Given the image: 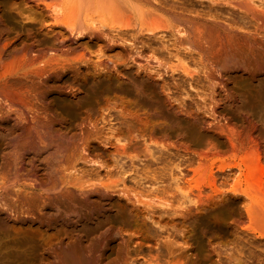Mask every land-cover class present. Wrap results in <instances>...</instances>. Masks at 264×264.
<instances>
[{
    "label": "rangeland",
    "instance_id": "374dc122",
    "mask_svg": "<svg viewBox=\"0 0 264 264\" xmlns=\"http://www.w3.org/2000/svg\"><path fill=\"white\" fill-rule=\"evenodd\" d=\"M147 2L163 26L99 29L131 55L115 69L134 68L148 79L88 61L38 77L23 65L22 50L0 59V85L7 80L12 92L7 99L0 88V213L33 219L0 217V264H264L263 220L241 228L233 210H200L193 202L208 183L248 190L258 182L250 174L260 160L253 143L210 158L197 151L208 140L221 147L205 134L216 123L233 134L253 127L264 139V80L252 78L264 75V21L250 10L252 0ZM0 21L8 33L0 46L34 31L24 15ZM54 71L57 78L41 81ZM217 90L225 98L215 103L221 115L212 107ZM18 109L27 127L12 125ZM89 145L105 151L87 153ZM98 183L107 204L96 195L83 200ZM69 188L87 194L73 198ZM186 211L183 224L162 221Z\"/></svg>",
    "mask_w": 264,
    "mask_h": 264
},
{
    "label": "bare ground",
    "instance_id": "6f19581e",
    "mask_svg": "<svg viewBox=\"0 0 264 264\" xmlns=\"http://www.w3.org/2000/svg\"><path fill=\"white\" fill-rule=\"evenodd\" d=\"M254 1L249 2L248 6L253 14L264 21V0H258L256 3ZM11 11H15V14ZM16 15L18 17L24 15L26 18H30L34 23V31L29 35L19 38L18 41L15 40L14 42L13 40L10 44L7 42L2 44L0 46V59L8 57L13 52L22 50L21 61H23V65L31 66L32 68L29 71L38 77L44 75L49 69L78 66L88 61L102 66V68H110L114 74L124 75L126 78H131L135 81L148 79L146 75L136 73L134 68H121L118 71L115 69L116 63L124 62L131 55L124 47L111 44L113 38H103L99 28L104 26L114 28L116 26L134 25L140 31L150 33L153 29L163 26L160 14L153 6L148 4L147 0H0V18L2 22L4 20L11 22L15 20ZM175 31L182 34V31L179 29H175ZM49 33H51V36L46 37ZM84 33L86 34L85 36L79 37ZM39 34L42 36H38ZM91 35L94 37H90ZM7 36V32L0 31V42L6 40ZM227 73L222 72L221 80H225ZM256 75H259L258 78L264 80V75L261 76V74H254L252 78ZM49 76V78L42 79L41 81L46 83L48 79L53 80L57 78L58 72L54 71ZM0 88L8 93L7 99L12 98V92L9 90L10 85L7 80L1 83ZM218 101H221V103L225 102V98L220 90H217V97L213 100L212 107L215 112L217 111L218 115H221L219 106L215 105ZM2 112L4 115H9L7 110ZM15 112L18 119L13 120V122L9 119L6 121L12 122L14 127L16 125L19 128L27 127L29 121L25 113L19 109ZM193 120L199 125L204 123V118L198 119L193 117ZM221 131L224 134H221ZM261 133L260 130L253 127L247 129V131H245V128H241L236 134L229 133L225 131L222 123H216L212 129L205 131V134L209 137L213 136L217 138L221 143V147L219 148L208 140L206 146L197 151L204 158H210L229 149H235L238 144L253 143V146L258 149L260 160L257 167L251 168L250 171V174L254 171L258 175V182L255 184V187H251L252 189L248 190H238L235 187L226 189L208 183L207 194L204 196L197 195L193 201L197 203L198 209L233 210L235 222L241 228H247L248 224L246 223H251L255 219L264 221V139L261 138ZM116 142L118 146L124 143L120 142V140H116ZM153 143L160 147L165 146L162 142L153 141ZM117 145L115 146L117 147ZM93 147L89 145L87 153L94 152L93 154L97 155L95 151H99L100 148L98 150ZM104 151L100 150L99 152L103 153ZM102 153L98 154L101 155ZM83 160L91 166L98 165L97 161L91 159V157L83 155ZM78 191L87 194V190L80 189ZM78 191L69 188L67 192L73 193H71V197L80 199ZM95 195L103 204H107L110 201V196L100 187V184L94 193L92 191L91 194H87L83 200L92 198ZM133 197L137 203L150 205L135 194H133ZM159 204L165 205L162 202ZM0 217L6 222H12L11 224H24L33 221L30 217H13L7 213H0ZM189 217V213L186 211L181 213L180 216L163 218L162 221L171 224H183ZM114 236L116 237V235ZM79 262L75 258H71L65 264H79ZM84 262L85 264H95L90 258H87Z\"/></svg>",
    "mask_w": 264,
    "mask_h": 264
},
{
    "label": "water",
    "instance_id": "95a60500",
    "mask_svg": "<svg viewBox=\"0 0 264 264\" xmlns=\"http://www.w3.org/2000/svg\"><path fill=\"white\" fill-rule=\"evenodd\" d=\"M157 83V82H156ZM98 114V113H97Z\"/></svg>",
    "mask_w": 264,
    "mask_h": 264
}]
</instances>
